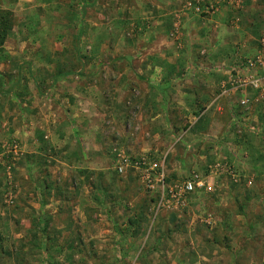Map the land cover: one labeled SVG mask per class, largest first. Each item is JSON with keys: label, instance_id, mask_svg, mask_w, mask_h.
Returning a JSON list of instances; mask_svg holds the SVG:
<instances>
[{"label": "rangeland", "instance_id": "rangeland-1", "mask_svg": "<svg viewBox=\"0 0 264 264\" xmlns=\"http://www.w3.org/2000/svg\"><path fill=\"white\" fill-rule=\"evenodd\" d=\"M219 1L218 12L201 18L191 10L195 0H97L91 8L94 0H0L14 17L0 48L2 89H11L0 95V264H264V113L247 124L231 110L224 128L220 111L206 142L188 144L186 105L173 109L171 93L200 80L155 69L172 47L195 61L188 66L197 74H217L226 57L244 69L242 51L264 40V0ZM215 16L222 29L187 35L193 19ZM218 33L233 50L213 40ZM60 73L71 75L53 84ZM136 76L170 89L166 140L152 132L151 87ZM144 148L165 153L169 183L225 167L209 177L211 191L158 210L132 164L117 173L123 154L156 159Z\"/></svg>", "mask_w": 264, "mask_h": 264}, {"label": "crops", "instance_id": "crops-1", "mask_svg": "<svg viewBox=\"0 0 264 264\" xmlns=\"http://www.w3.org/2000/svg\"><path fill=\"white\" fill-rule=\"evenodd\" d=\"M174 8V7H173ZM226 8V7H225ZM164 13V12H163ZM220 16L224 15L227 17V19L230 21L231 18H235V14L232 12H225V14H219ZM214 18V19H213ZM211 19L207 20H201V19H193L191 23L187 24V27L189 28V31L187 32V35L189 33L193 36L194 35H201L203 32L210 31L211 29L213 31H217L222 29L224 26L222 23L221 18H216L213 17ZM189 20V19H188ZM225 29L228 27L227 26V21ZM220 23V24H219ZM234 22L228 23L233 24ZM203 24V28L200 27L199 25ZM219 24V25H218ZM231 28V27H229ZM229 28H227V32L231 31ZM233 29V28H232ZM234 30V29H233ZM233 32V31H232ZM211 35V33H210ZM188 37V36H187ZM216 38L213 40H217L220 43V47L225 48V51L228 52L229 50H233L234 48L232 47V39H230L226 34H221L219 36V33L216 34ZM239 44V43H237ZM236 44V45H237ZM235 45V46H236ZM244 48V46H241ZM228 48V49H226ZM174 49V50H173ZM213 58L215 59L216 57V47H212L211 49ZM257 50L254 48H249V50L242 51L243 53V59L245 58H251L254 59L257 56ZM172 54L170 55H161L158 56L160 59H155V69L156 71L158 70L159 73H161V76H166L167 74L171 77H174L176 79H179L180 77H183V75H186V79L188 83L194 84L196 79L200 80L199 87L195 89L193 86H178V89H172L171 95L173 96L172 101L176 103L177 105H174L172 102V105L174 106L173 109L178 110L180 109V106L182 107L183 105H186L187 109V124H189V129L186 133V137L189 138L188 144H195L196 142L203 141L205 143V139H202L203 136L206 137L205 134L209 133L210 130L213 128V126H216L218 123L221 124V122L218 120L220 119L219 117V112L223 111L225 116L222 115L221 119H223V127L225 128L226 126L229 125L231 122V113H229L231 110H233V113L236 117L237 120L243 123H256L257 121L260 122L262 118V114L264 113V107H259L257 109H254L251 111V113H245L239 106H238V101L242 98L243 94L239 92H232L230 93L227 97H221L217 96V93L214 91L221 83H226L227 80L234 76L235 74H239L241 72V69L236 67V69L233 67V64H231L232 60L231 58L227 57L224 59L223 64L218 73H204V74H197V71L192 66H188V63L190 65H194L195 61L189 59V57H186L183 54H176L175 48L172 47ZM219 52V51H218ZM226 56L225 53L221 57V59ZM242 58V57H241ZM120 60H126L125 58H119ZM219 60V59H218ZM145 63L148 64V60H145ZM214 64V63H213ZM171 67L170 70L167 69L165 72L162 73V70L165 66ZM237 68L239 70H237ZM243 71V70H242ZM262 71L264 72V68L260 71L261 75L263 76L264 73L262 74ZM158 73V74H159ZM149 73H146V76H148ZM136 78L142 82L145 83L146 85L150 86L151 89H146L147 94L149 96H146V100L149 99L150 101L145 103L146 107L153 108L152 112L154 118L151 120L154 122L152 127H155L152 131L154 134H156V139L157 140H162L165 139V133L167 132L165 128L167 129V124L166 127L162 126V122L167 123V118L162 117L165 115L164 111L167 113L168 112V105H167V100H166V95L168 94V90L170 89H165L163 83H151L150 78L147 79V77H140L136 76ZM196 78V79H193ZM144 80H147L148 82H145ZM196 86V85H195ZM158 88V89H155ZM183 88V89H179ZM188 88V89H187ZM218 90V88H217ZM218 92V91H217ZM249 94H252L249 92ZM152 96V100L151 97ZM218 97V100L216 101V98ZM213 102H212V101ZM179 106V107H178ZM171 107V105H170ZM195 107L199 108L200 110L205 109L203 112L197 115ZM157 111L161 112L160 114L157 113ZM216 112L218 115H216ZM163 114V115H162ZM216 115V116H215ZM158 121V122H157ZM162 121V122H161ZM219 121V122H218ZM156 122V123H155ZM165 125V124H164ZM180 136V134H179ZM192 138V139H191ZM172 139V138H171ZM191 139V141H190ZM178 139L174 140L173 142H176ZM182 140V139H181ZM227 139H225L226 141ZM187 142V141H184ZM227 144L230 146V151L232 153L237 152L236 148L237 146L234 147L230 143L227 142ZM196 145V144H195ZM197 145H199L197 143ZM163 146V144L160 146V148ZM149 148H144L141 150L142 153H147L149 152L153 157H155L157 160L164 158L165 153L157 154V150H159V145L157 147V150H152ZM139 154V153H138ZM138 154L134 155L139 156ZM199 156V154H198ZM164 165L166 166V159L164 160ZM168 171V170H167ZM171 172H175V169L172 170ZM97 206V205H96Z\"/></svg>", "mask_w": 264, "mask_h": 264}, {"label": "built area", "instance_id": "built-area-1", "mask_svg": "<svg viewBox=\"0 0 264 264\" xmlns=\"http://www.w3.org/2000/svg\"><path fill=\"white\" fill-rule=\"evenodd\" d=\"M219 9V0H195L191 7V10L201 18H207L218 12ZM244 61L243 71L221 84L220 96L227 97L232 92L242 93L243 96L238 101V106L245 113H249L252 106L264 105V75H260V71L264 68V40L260 41L257 56L254 59L245 58ZM130 164L138 171L145 188L155 195L158 210L183 207L188 197L195 191H211L209 177L214 171H223V167H225V164L216 165L214 168L209 167L208 176L205 178L197 173H192L182 182L169 183L164 169V158L147 162L144 157L131 160L123 154L118 163L117 173L122 174Z\"/></svg>", "mask_w": 264, "mask_h": 264}, {"label": "trees", "instance_id": "trees-1", "mask_svg": "<svg viewBox=\"0 0 264 264\" xmlns=\"http://www.w3.org/2000/svg\"><path fill=\"white\" fill-rule=\"evenodd\" d=\"M95 2H97V0H94V2L89 6L90 8L93 7V5L95 4ZM85 9L86 6H81L80 7V13H81V21L85 15ZM81 24V23H80ZM14 26V17L13 14L10 11L7 10H2L0 9V48L5 44V41L8 37V34L12 31ZM78 36L76 37V57L79 58V42H80V35L82 33V28L80 27L78 29ZM28 68V74H29V78L32 80V82L35 83V79L32 75L31 69L29 64L27 65ZM21 68L19 69V71L21 72ZM71 74L69 73H60L58 75H56L53 78L52 83L55 84L57 83L59 80H62L64 78H67L68 76H70ZM77 76L81 77L83 76L82 72H78ZM145 82H148L147 80H144ZM155 89H158L155 87ZM10 95L11 94V89H8L7 91H3L2 89V78L0 77V95Z\"/></svg>", "mask_w": 264, "mask_h": 264}]
</instances>
